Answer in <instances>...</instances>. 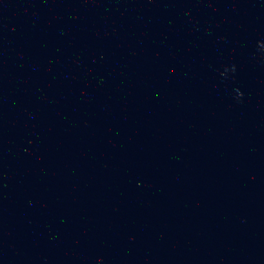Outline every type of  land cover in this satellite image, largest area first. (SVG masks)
I'll return each mask as SVG.
<instances>
[{"label": "water", "instance_id": "water-1", "mask_svg": "<svg viewBox=\"0 0 264 264\" xmlns=\"http://www.w3.org/2000/svg\"><path fill=\"white\" fill-rule=\"evenodd\" d=\"M0 202L39 264H264V0H0Z\"/></svg>", "mask_w": 264, "mask_h": 264}]
</instances>
